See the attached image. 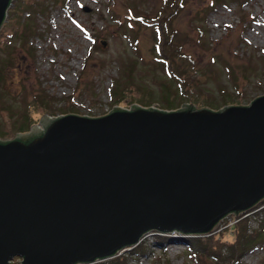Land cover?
Returning a JSON list of instances; mask_svg holds the SVG:
<instances>
[{
    "label": "water",
    "instance_id": "obj_1",
    "mask_svg": "<svg viewBox=\"0 0 264 264\" xmlns=\"http://www.w3.org/2000/svg\"><path fill=\"white\" fill-rule=\"evenodd\" d=\"M42 125L0 141V264H95L151 232L209 236L264 201V96Z\"/></svg>",
    "mask_w": 264,
    "mask_h": 264
},
{
    "label": "rangeland",
    "instance_id": "obj_2",
    "mask_svg": "<svg viewBox=\"0 0 264 264\" xmlns=\"http://www.w3.org/2000/svg\"><path fill=\"white\" fill-rule=\"evenodd\" d=\"M176 2L14 0L0 30V141L31 133L20 132L28 112L37 122L30 128L42 132L45 117L100 118L135 105L167 112L190 106L218 112L249 106L264 96V0H181L178 7ZM162 7L177 12L165 20L170 12L159 15ZM158 16L187 61L168 40L159 39ZM161 57L175 71L179 64L196 65L187 78L196 94L193 99L185 97ZM168 102L173 109H167ZM234 216L215 230L229 243L234 241L229 228L236 223ZM243 216L250 221L249 234L264 233V201ZM157 235L144 236L149 248L140 264H198L175 241L180 236ZM125 251L124 256L129 253ZM240 264H264V237Z\"/></svg>",
    "mask_w": 264,
    "mask_h": 264
},
{
    "label": "trees",
    "instance_id": "obj_3",
    "mask_svg": "<svg viewBox=\"0 0 264 264\" xmlns=\"http://www.w3.org/2000/svg\"><path fill=\"white\" fill-rule=\"evenodd\" d=\"M181 0H177V7L180 5ZM168 3H165L167 5ZM13 5V2L11 3V6ZM176 7V8H177ZM162 10L159 11L160 14L166 15V13L169 11L170 14L168 18L165 20H168L171 18L174 14H176L177 10L171 11L168 10L167 7H162ZM167 11V12H166ZM8 16V15H7ZM159 24V39L161 41L166 40L169 41V43L172 45L173 49L178 48L179 55H182V46L178 44H173L172 36L167 34L166 32V26L167 23L165 20H161L158 16L155 19ZM153 20V21H155ZM165 25L163 27L162 25ZM2 40V37H1ZM159 42V52H162V46ZM181 50V52H180ZM162 54V53H161ZM182 59V61H187L188 55H185V58L183 55L179 57ZM161 59L165 62L168 70V74L172 77H175L176 80L179 82V87L183 91V94L186 95L185 97L188 99H193L196 95L188 88V82L187 78L189 75H191L192 71H195V66L193 64H189L188 66L185 64H179L177 66V71H175L172 66L171 62L163 57ZM191 59V58H190ZM4 80L3 77V71L0 70V81ZM43 106L45 107L47 102L41 101ZM46 103V104H45ZM173 104L168 102L167 109H173ZM37 122L31 115V112H28L26 116V122L24 125L21 126L20 132L26 133L30 132L33 125H35ZM262 203V202H261ZM260 203V204H261ZM259 204V205H260ZM258 206V205H257ZM241 213L238 216H234L233 219L236 223L232 224L229 228L232 231V235L234 237V241L229 243L230 241H226L221 235V231H215L209 236H192V237H181L178 239H175L176 242H179L181 244H184L192 253V255L197 259L198 264H240L241 260L243 259L244 255L255 245L258 244V242L262 241V238L264 237V233L262 231L255 232L254 234L250 233V221L248 217H244L245 214ZM233 221V222H234ZM262 228L264 230V223H262ZM159 238L162 239H168L169 236H163V235H157ZM172 239V238H171ZM228 242V243H227ZM148 246H145V243L141 241L140 244L133 247L131 250H129V253L127 255L121 254L119 252L115 257L112 259L97 262L95 264H140V257L141 255H145L146 251L148 250ZM229 251L228 255H224V250ZM127 251V250H126ZM125 251V252H126Z\"/></svg>",
    "mask_w": 264,
    "mask_h": 264
}]
</instances>
